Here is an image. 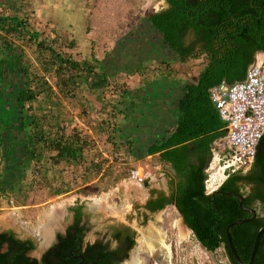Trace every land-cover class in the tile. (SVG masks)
Returning a JSON list of instances; mask_svg holds the SVG:
<instances>
[{"label": "trees", "instance_id": "1", "mask_svg": "<svg viewBox=\"0 0 264 264\" xmlns=\"http://www.w3.org/2000/svg\"><path fill=\"white\" fill-rule=\"evenodd\" d=\"M164 2L165 6L144 18L143 27L140 25L139 32L134 31L137 32V39L141 28H145L148 34L140 36V42L136 43L133 40L135 33L132 32V38H128L127 43L140 46V51L141 45L145 50L146 46L149 48L150 45V53L143 59L147 62L157 60L164 63V58L162 60L152 55L158 51L173 56L172 61L177 59L185 63L192 60L195 65L201 63V66L197 71L196 83L187 85L186 92L178 101L180 116L176 128L160 143L147 147V154L160 152V160L168 162L178 177L176 183L172 182L173 191L170 196L160 193L161 197L156 200L150 199L147 207L153 211L164 207L165 204L173 203L183 216L184 222L207 251L225 247L228 262L236 264L227 242L226 227L236 219L250 217L240 208V200L235 194L244 195L246 184L253 182L252 192L244 196L243 205L255 204L258 213L255 218L236 224L230 230L240 258L243 262H248L255 234L264 225V134L256 146L252 173H245L243 170L230 173L220 187L210 194L204 191L203 179L204 167L207 164L206 152H210L214 140L225 134V123L209 98V89L222 80L232 83L243 79L255 54L264 52V0H164ZM2 26L1 30L11 39L35 45L38 51L37 60L42 62L43 70L54 71L56 78L54 85L67 100L78 99L75 95L78 92L77 81L73 79H80L83 75L89 76L93 73L94 79L90 89L104 88L108 83L107 75L116 74L125 67L112 66L113 60H118V56L115 52L109 56L107 53L100 65L101 73L96 74L90 63L73 59L62 49L56 50L49 44L56 42L57 39L59 41L62 33H55L56 41L45 37L38 39V33L30 24L18 18H10V21ZM155 37L160 40L156 41ZM0 40V54L3 55L6 50L4 57H0V89L12 87L14 84L12 79L17 78L18 74L23 81L15 102L22 107L19 126L24 133L27 132L26 150L24 160L14 163L12 169L17 172L20 168L16 176L17 179H21L25 177L31 163L37 167L45 161L47 187L52 194L66 193L75 187L76 182V185L87 182L101 169L102 163L95 160V153L92 152L94 144L76 124L69 129L64 118L60 120L61 117L55 108L50 116L56 117L53 123H49V119L41 123L36 116L25 115V111L32 108L40 93L44 90L50 92L52 88L46 86V80L37 73L33 65L21 62L19 56L14 53V47H17L14 41L2 34ZM117 47L119 48V44ZM41 51H48L53 61L48 63L39 54ZM15 57L19 61L17 65H13L11 61ZM134 57L135 61L141 59L139 55ZM136 68L142 67L139 65L133 70ZM69 84L73 87L70 92ZM129 95L125 89H121V101L126 104L125 107L133 103ZM1 122L0 119V124ZM113 129L118 132L119 125ZM112 136L114 135L110 134L108 138L113 140ZM124 143L128 144L125 148L129 155L137 157L133 153L131 143L127 141ZM195 154L196 161L193 160ZM62 164L65 167L75 166L79 170L78 181L72 174L65 175ZM16 176L11 179L5 178L3 184H0L12 189L16 183L14 181ZM151 192L153 194L157 191ZM75 211L76 222L69 227L66 236L60 237L58 244L48 249L41 261L26 254L33 248L31 240L19 241L11 233H0V264H76L80 260L82 264H114V261L120 260L119 250H105L101 241L87 243L83 250L80 249L78 242L81 241L83 229L78 225L80 206ZM114 236L117 238V234ZM126 242L124 256L134 241L129 236ZM4 243H8V249L1 251ZM76 254H80L81 257L75 256ZM253 264H264V233Z\"/></svg>", "mask_w": 264, "mask_h": 264}, {"label": "rangeland", "instance_id": "2", "mask_svg": "<svg viewBox=\"0 0 264 264\" xmlns=\"http://www.w3.org/2000/svg\"><path fill=\"white\" fill-rule=\"evenodd\" d=\"M69 3H75L77 7L76 12L78 18L75 25L76 28L74 30L71 28L73 31H71L70 34H62L59 41L55 34L45 38H53L52 40L54 41L57 39L56 42H49V44H52L56 50L62 49L63 52L73 59L84 60L85 62L90 63L96 74L101 73L100 65L102 64V61H104L107 53L109 56L110 53L113 54L115 52L116 56H118V60H113V65L109 64L114 67L123 65L127 60H134V56L139 55L141 59L146 58L145 55L150 53V45H148L149 48L146 46L147 50L141 45L140 51V46L138 48L134 43L133 50L128 51L126 45L121 46V43L125 42V44H130L129 42L127 43V39L132 38V32L139 29V25L144 21V18L149 13L160 9L165 5L164 0H69ZM45 12L46 11H42L41 15L46 20L53 15V13L51 14L49 12V14L45 16ZM45 19H42L44 24L46 23ZM25 22L28 24L27 21ZM141 27H143L142 24ZM143 30L146 31L145 28H141L139 39H137L138 31L134 32V36L136 37L134 39L133 36L134 42L139 43L140 36L148 34V31L143 33ZM10 40L13 41L12 39ZM118 41L121 42L119 48L117 47ZM14 43H16L17 46L14 47V53L19 56L21 62L23 64L27 63L29 66L33 65L34 69H37V73L46 80V86L49 85L52 88L50 92H48L49 90L42 91L33 102L32 108L25 111V115L29 117L36 116L38 120L40 119L41 123H45L48 119L49 123H53V121L56 120V117L51 118L50 116L55 108L57 114L61 117L60 120L64 118L65 124H68L69 129L76 124L77 127L91 139L94 144V150L92 152L95 153V160L102 163L101 169L96 175L91 176L87 182H83L82 184L78 182L79 184L77 185L76 182L74 188L62 194H52L50 188L47 187V165L45 161L37 167H34L31 163V166L26 171L25 177L21 181V188L19 190L15 189L18 198L16 204H26L29 206L28 209L26 208L24 211V214L27 215L29 219H32V224L30 225H34L35 221L33 220L35 219L41 205L46 206L48 203H52V201H59L63 206V210L60 212V217L57 221V223L60 224L63 217L68 214L66 209L72 205V199L75 195L78 194L90 197L106 192L109 188H112L118 183V181L130 178L129 171L134 166L140 167L138 164L140 162L134 161L132 156L126 153L125 146H120L121 144L116 131L113 129L118 122V119H120L116 107L120 106L118 103L122 100L120 93L122 86H126L123 82V79L126 76H124V73H120L118 76H109V83L105 85L104 88L92 89L93 91L90 89L91 79H94L93 73L89 74V76L86 75L87 77L83 75L80 79H73L77 81L76 91L78 92H76L75 95L78 99L71 98L70 100H67L54 85L56 81L53 73L54 71L43 70L42 62L37 60L36 53L38 51L36 50L35 45H28L18 40H15ZM70 43H72V45H70ZM146 43L147 42H144V44ZM114 48L116 49L114 50ZM153 51L154 49L152 52ZM5 53L6 50H4L3 55L0 54V57H4ZM39 54L48 63L53 61L48 51H41ZM152 55L157 56L162 60L164 58L165 60L164 63L160 61L158 62L157 60H150L151 65H154L156 69L147 68L146 66L147 71L144 72V80L148 77H152V75L154 76V74L156 76H161V68H171V70L174 71L176 68L170 66V64L173 65L176 63L177 66L181 67V62L177 59L172 61L173 56L171 57V55L158 51L152 53ZM110 57L113 58V56ZM11 61L13 62V65H17L19 62L16 57ZM176 64L174 66H176ZM188 64L189 63H187V65ZM68 87L69 92L72 91V85L69 84ZM157 94L161 99L163 94L160 89H158ZM90 97L92 99H90ZM39 101L44 102V104L39 103ZM68 121H73V123ZM100 123H103L106 128L101 129ZM110 134L114 135L112 136L114 138L113 140L108 138ZM86 164L87 163L85 162L84 165ZM62 165L64 166L65 175L72 174L73 178H76L78 181L79 170H77L75 166L65 167L64 164ZM129 183L125 184V187L122 186L126 198L128 197V194H131L127 186L129 188L132 187L139 192L138 186H131ZM137 192L136 194H139ZM83 201H85V204L90 203L87 200ZM112 201L115 200L110 199V202ZM103 212H97L96 214H100L99 216L110 217ZM165 214L166 210L162 211L161 216L164 223H162V220L157 222L154 219H149L147 221V224L145 225L147 229L145 232L148 236L152 235L153 231L157 233L156 235L163 234V225L168 221L170 222L172 217L169 213ZM132 222L134 223V219ZM96 226L99 228L100 224H97ZM153 226L155 227V230L153 229ZM174 232L173 228L171 232L168 231L170 239L171 237L175 238ZM187 234L186 238L181 239L179 242L178 239H176V246H174V248L176 247V251H181L182 253L183 259L181 264H196V260L198 261V264L202 262L204 264H230L222 253V247L214 252H209L194 240L191 232ZM143 236L145 237V235ZM143 236L141 233L140 240L144 245V240L142 242ZM95 237L96 236L92 234L90 239ZM160 237L157 240L164 241L165 238L161 235ZM183 237L181 236V238ZM150 238L156 240L157 236H152ZM39 245V242H36L35 240V246L29 251V254L32 256L39 255L40 251H42V248H40ZM146 245H148V243Z\"/></svg>", "mask_w": 264, "mask_h": 264}, {"label": "crops", "instance_id": "3", "mask_svg": "<svg viewBox=\"0 0 264 264\" xmlns=\"http://www.w3.org/2000/svg\"><path fill=\"white\" fill-rule=\"evenodd\" d=\"M76 9L75 3H69V0H66V4L65 0H0V26L3 27L2 24L8 23L10 18H18L30 24L35 32L38 33V39L48 37L55 33L70 34L76 28L75 25L78 18ZM42 11H46L45 16L49 12L51 14L53 13V15L46 20L41 15ZM42 19L46 20L45 24L42 22ZM136 31L139 32V29ZM0 34L10 38L1 28ZM12 40L15 41V39ZM120 43L118 42V44ZM124 45H126L128 51H131L134 47L131 44L122 42L121 46ZM150 62L144 61L143 59L137 61L127 60L123 64L125 67L121 68L118 73L107 75L108 83L109 76H118L120 73H124V76H126L123 79L126 86L124 85L125 87L122 86V88L130 94L129 96L133 100V103L128 107H125L126 104L124 105L122 101L118 103L120 106L116 107V110L120 119L116 123V125H119V131L116 134H119L118 136L120 138L117 137L121 147H126V145L128 147V144L124 143L123 145L125 141L131 143L133 153L137 155V157L132 158L134 161L140 162L138 163L140 170L147 169L151 172L148 182L138 183L130 178L120 180L112 188H109L108 191L102 192L99 195L86 197L77 194L73 197L72 203L87 200L90 202L87 205H90L88 207L92 211L96 213L104 211L103 213L105 215L108 214L111 217L115 216L117 219H124L126 214H136V211L133 209V204L135 202L142 204L148 196L149 189L165 194L173 191L172 182L176 183L178 177L172 166L168 162L160 160V152L147 154L146 150L148 146L163 141L176 128L180 116L178 101L186 92V86L196 83L197 71L201 64L195 65L192 63V60L181 63V67L177 66L176 63V66H174L175 64H170V66L176 68L174 71L171 68H161V76L154 74V76L152 75V77L144 80V72L147 71L146 69L148 67L156 69ZM187 63L189 64L187 65ZM139 65L142 67L141 69L136 68L135 70L137 71L133 70L134 67ZM17 76V78L12 79L14 83L12 87L10 86V88L5 90L0 89V119L2 120L0 124V183L2 184L5 178L11 179V177L17 175L20 168L16 172V170L12 169V165L24 160L26 150L27 132L24 133L19 126V115L22 107L15 102L16 95L23 81L19 74ZM92 82L93 80L91 79ZM158 89L163 94L161 99L157 94ZM91 91L93 90L91 89ZM90 99L92 98L90 97ZM39 103L44 104V102L40 101ZM102 125L103 123H100L101 129L106 128ZM126 153L129 154L127 150ZM210 155L211 151L206 152L207 162L210 159ZM196 159L197 155L195 154L193 160L196 161ZM22 180L23 178L17 179L16 176L14 180L16 183L12 189L8 188L5 184H0L2 186V192H0V233H11L19 238L30 236L34 238V243L36 240V242H39L40 248L43 249L46 247L45 245L51 242L55 224L60 217L63 206L59 201H52V203H48L46 206L41 205L33 220L35 224L30 225L32 224V219H29L24 214V211L29 206L26 204H16L18 198L15 189L19 190L21 188ZM128 183L131 186H138L139 192L127 186L131 194H128L126 198L122 186L125 187V184ZM136 192L139 194H136ZM110 199H114L115 201L110 202ZM53 207L57 210H54ZM112 208L122 209L124 215L122 217L112 215L110 211ZM165 210L166 214L169 213L172 215L169 224L173 229H176V221L180 222L183 227L185 226L183 218L178 213L174 204H170ZM161 214L162 212L156 215L154 220L157 222L161 221ZM134 220L136 222V219ZM146 229L145 227L144 231ZM153 229L155 230V227ZM184 231L186 234L190 233V230L185 227ZM175 232L177 234L174 233V235H177L176 239H178V242L186 238V234L181 235L180 229L179 232L177 229ZM156 234L153 231L152 235L148 238L156 236ZM146 236L148 235L146 234ZM181 236L185 237L181 238ZM147 243V239L144 240V244ZM6 249L7 245L4 243L1 251H6Z\"/></svg>", "mask_w": 264, "mask_h": 264}, {"label": "built area", "instance_id": "4", "mask_svg": "<svg viewBox=\"0 0 264 264\" xmlns=\"http://www.w3.org/2000/svg\"><path fill=\"white\" fill-rule=\"evenodd\" d=\"M209 98L222 121L225 134L213 141L203 179L206 194L213 193L230 173L244 170L253 161L258 141L264 134V53L257 52L241 80H222L209 89ZM149 170L134 166L130 179L143 183ZM200 264H204L203 262Z\"/></svg>", "mask_w": 264, "mask_h": 264}, {"label": "flooded vegetation", "instance_id": "5", "mask_svg": "<svg viewBox=\"0 0 264 264\" xmlns=\"http://www.w3.org/2000/svg\"><path fill=\"white\" fill-rule=\"evenodd\" d=\"M155 40L159 41L160 39L158 37H155ZM243 171L245 173H252L253 163L251 162V164L247 168H245ZM147 182L148 180L144 181L143 183H147ZM240 183L242 184V182ZM253 186H254L253 182H248L246 184V187L244 189L245 194L242 195L243 199H244V196L252 192ZM151 191L152 189L148 190V196L146 197L145 201L142 204H139L137 202L133 204L134 205L133 209L136 211V214L134 215L126 214L124 219H120V218L117 219L115 218V216L113 217L99 216L96 214V212L92 211L88 207L87 204H85V201L73 202L72 205H70L66 209L68 211V214L65 217H63V220L61 221V223L55 224L54 233H53L51 242L48 245H46V247L43 248L42 251H40L39 255H34V256L30 255L29 251L32 250L30 249L26 252L27 256L31 258H35L37 261H41L43 255L48 251V249L58 244L60 237L66 236L69 227L74 222H76V211L75 210L77 207L80 206L81 215H80L78 225L83 227V229H82L81 241L78 243H79V247L81 250H83L86 247L87 243H94L95 241H101L105 247V250H108V251H113V250L115 251L116 249L117 251L119 250V258L121 257V259L118 261H114L115 262L114 264H181L182 259H183L182 253L181 251H176L175 250L176 247L174 248V246H176V238H177L176 234L177 233L174 232L176 233L175 238L171 237L170 239L168 231L171 232L172 227L169 224V221L166 222L165 225H163L162 227L163 234L156 235L157 236L156 240H153L154 242L153 248H151L149 245H146V244L143 245L141 243V240H140L141 232H142V236L146 235V232L144 230H145V225L147 224V221L149 219L150 220L154 219V217L158 215L157 213H161L162 211L166 209L167 206H169L170 204H173V203L165 204L164 207L151 211L147 207L149 200L152 198L156 200L161 197L159 194L163 193V192L157 191L152 194ZM171 193L172 192H169L168 194H165V193L163 194L165 196H170ZM239 206H240V202H239ZM240 208L243 209V212L249 214L250 217L252 216L251 210H254L256 215L258 213V209L255 206V204L245 206L243 205V201H242V206H240ZM123 215H124V211H123ZM250 217H246V218H250ZM133 219H136V222L133 223L132 222ZM162 223H164V220H162ZM183 223L185 225L184 227L188 229L189 227L184 222V219H183ZM97 224H100L99 228L96 226ZM94 225L97 228H95ZM176 229L179 232V228L177 226H176ZM176 229H173V230L175 231ZM188 230H190V232L192 233L194 240H196L197 243L200 244V242L197 240L192 230L190 228ZM92 234H94L96 237L90 239ZM114 234H117V238L114 236ZM160 235L165 238L164 242L168 246L159 242L160 240H157L159 239ZM13 236L19 241L31 240L33 247L35 246L34 238L30 236L26 238H19L14 234ZM129 236L133 238L134 242L132 246L128 248L126 256H124V251H125L124 249L127 248L126 241ZM6 245L8 249V243H6ZM217 249L213 251H209V252H214ZM222 253L225 255V257L228 255L227 254L228 252L225 247H222ZM75 256L81 257L80 254H76ZM76 264H82V261L80 260ZM196 264H198L197 260H196Z\"/></svg>", "mask_w": 264, "mask_h": 264}, {"label": "water", "instance_id": "6", "mask_svg": "<svg viewBox=\"0 0 264 264\" xmlns=\"http://www.w3.org/2000/svg\"><path fill=\"white\" fill-rule=\"evenodd\" d=\"M235 196L239 198V200H240V206H242L243 196L242 195H239V194H235ZM251 212H252V216L250 218H239V219H236V220L230 222L227 225V227H226L227 242H228L229 249H230V251L232 253L233 259H234V261H235L236 264H253V261H254L256 252L258 250V247H259V243H260L262 234L264 233V225H263L261 228H259V230L255 234V237H254V240H253L252 249H251V253H250V257H249L248 262H243L242 259L239 256V254H238L235 246H234V243H233L232 238H231L230 230L236 224H240V223L246 222V221H248L250 219H253L255 217L256 213H255L254 210H251Z\"/></svg>", "mask_w": 264, "mask_h": 264}, {"label": "bare ground", "instance_id": "7", "mask_svg": "<svg viewBox=\"0 0 264 264\" xmlns=\"http://www.w3.org/2000/svg\"><path fill=\"white\" fill-rule=\"evenodd\" d=\"M139 190V189H138ZM53 209H54V207H53ZM54 210H57V209H54ZM52 211V210H51ZM55 213V212H54ZM112 213H113V215H118V216H122L123 215V211H122V209H113L112 208ZM176 224H177V226H178V228L180 229V233H181V235L182 234H186V232L184 231V227L180 224V222H178V221H176ZM149 236H146L145 235V237L143 236L142 237V240H146L147 239V241H148V245L151 247V248H153V246H154V244H153V240L151 239V238H148ZM159 242H161L162 244H164V245H166V246H168L167 244H165V242L163 241V240H160ZM130 263V262H129Z\"/></svg>", "mask_w": 264, "mask_h": 264}]
</instances>
